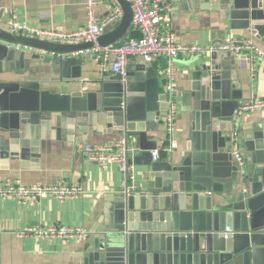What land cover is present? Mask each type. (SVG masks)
Here are the masks:
<instances>
[{"label":"water","instance_id":"obj_1","mask_svg":"<svg viewBox=\"0 0 264 264\" xmlns=\"http://www.w3.org/2000/svg\"><path fill=\"white\" fill-rule=\"evenodd\" d=\"M195 9L217 10L236 35L246 32L264 46V0H189ZM124 15L103 29L108 47L131 27L128 0H116ZM70 56L56 60V84L12 81L25 69V53L15 46ZM92 43L64 45L21 37L0 28V160L21 164L38 157L42 132L59 137L94 132L123 137L133 147L129 163L147 167L152 178L138 190L125 187L105 200L96 229L81 239L69 264H264V129L239 114L242 87L233 55L199 57L192 67L191 131L183 148L154 162L158 132L169 110L159 92L154 66L102 73L79 89L82 66L99 55L72 54ZM247 57V56H246ZM209 58V59H206ZM20 67V66H19ZM20 70V69H19ZM241 127L246 168L233 159L232 131ZM44 134V133H43ZM42 135V136H41Z\"/></svg>","mask_w":264,"mask_h":264},{"label":"crops","instance_id":"obj_2","mask_svg":"<svg viewBox=\"0 0 264 264\" xmlns=\"http://www.w3.org/2000/svg\"><path fill=\"white\" fill-rule=\"evenodd\" d=\"M95 1L94 14L99 23H102L110 15V4L104 0ZM88 19L87 0H0V28L7 32H11L8 25L11 20L33 27L76 31L86 26ZM172 27L178 42L207 48L231 39L252 37L246 32L242 35L234 34L241 31H232L230 22L225 21L221 11L195 9L189 0H181L175 5ZM132 30L130 27L127 35L135 33L137 36V32ZM15 48L25 53V69L18 62V70L6 77L12 81L21 80L48 86L57 83L58 75L52 58L42 50L29 46L16 45ZM227 54L218 53V60ZM74 55L80 57L81 54ZM202 55L195 58L180 57L177 61L179 113L173 139L167 135L163 123L158 132H148L149 140L157 142V150L160 151L158 162L166 161L172 155L177 156L183 148L186 132L191 131L192 99L189 90L192 67L200 61L199 57ZM231 57L236 60L238 79L246 83L242 87V104L252 97L264 98V61H256L255 70H252L246 56ZM140 65L154 66L157 69L159 92L165 94L160 74L164 61L148 64L143 59L133 58L127 68ZM100 73L96 60L85 62L81 79L77 80L80 84H74V87L92 88L89 81ZM248 117V129L252 123L264 129V111L250 113ZM235 129L241 132L240 126L235 125L233 131ZM53 130L42 132L43 138L38 140L39 156L24 159L23 166L8 161L3 164V160H0V180H18L25 185L64 183L79 186L84 189V193L77 199L64 202L45 199L23 205L14 199L0 200V264H69L81 240L51 241L34 236L20 237L19 234L25 228L51 225L82 227L90 234L96 229L105 210L106 198L124 190L123 176L118 166L112 165L107 170H102L85 151L86 146L107 145L124 139L123 137L103 132L84 136L74 133L59 137L56 132L53 134ZM167 146L172 148V152H165ZM135 172V180L130 184L138 190L149 182L152 174L147 167L137 165Z\"/></svg>","mask_w":264,"mask_h":264},{"label":"built area","instance_id":"obj_3","mask_svg":"<svg viewBox=\"0 0 264 264\" xmlns=\"http://www.w3.org/2000/svg\"><path fill=\"white\" fill-rule=\"evenodd\" d=\"M110 4V15L102 23L96 19L94 8L95 0H87L88 22L86 26L76 31H62L52 28L33 27L22 24L17 20L9 22L10 33L53 44L79 45L92 43L93 48L80 54L99 55L96 59L102 73L125 76L127 66L131 59L140 58L148 64H154L161 60L164 65L161 67V77L164 81L165 93L169 110L162 123L165 125L167 135L171 140L176 131L177 116L179 113L178 89H177V61L180 57L195 58L202 54L213 52L228 53L230 55L247 56L251 69L255 70L256 61H264V47L254 38L245 37L242 39H231L226 42L214 44L210 47L199 45L182 44L177 41L172 27V14L175 5L181 0H128L133 9L132 31L137 32L127 35L125 38L108 47H100L98 40L103 34V29L124 15L121 6L116 0H104ZM43 51V50H42ZM52 59L61 60L69 54L43 51ZM73 56H76L72 54ZM264 98H255L244 102L239 110V114L247 112H263ZM232 154L233 159L241 168L242 173L246 168V156L243 150L241 132L235 129L232 133ZM86 153L94 160L102 170H107L112 165H117L123 176V188L129 189L133 186L130 183L135 180V165L129 163L133 154V147L127 144L125 139L117 142L101 145L86 146ZM165 152H172L171 147H166ZM160 158V151L152 152V159L157 162ZM84 193V189L79 186L64 183L55 185H25L18 180H0V200L14 199L19 204H28L45 199H56L64 202L70 199H77ZM89 232L82 227H67L51 225L47 227L25 228L20 237L34 236L46 238L51 241L60 240L62 242L84 239Z\"/></svg>","mask_w":264,"mask_h":264}]
</instances>
